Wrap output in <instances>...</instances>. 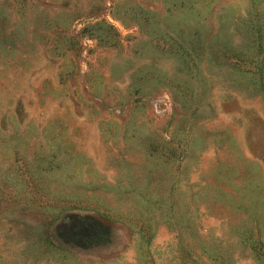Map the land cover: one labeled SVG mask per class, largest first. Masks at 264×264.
Returning a JSON list of instances; mask_svg holds the SVG:
<instances>
[{"label":"rangeland","instance_id":"rangeland-1","mask_svg":"<svg viewBox=\"0 0 264 264\" xmlns=\"http://www.w3.org/2000/svg\"><path fill=\"white\" fill-rule=\"evenodd\" d=\"M0 264H264V0H0Z\"/></svg>","mask_w":264,"mask_h":264}]
</instances>
